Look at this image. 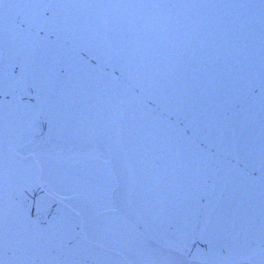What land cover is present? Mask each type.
<instances>
[{
	"label": "snow or ice",
	"instance_id": "1",
	"mask_svg": "<svg viewBox=\"0 0 264 264\" xmlns=\"http://www.w3.org/2000/svg\"><path fill=\"white\" fill-rule=\"evenodd\" d=\"M58 9L65 10L59 48L68 55L52 64L30 61L33 79L24 81L20 98L32 96L38 80L65 134L102 137L110 167L81 179L59 166L51 128L43 131L39 91L37 103L25 105L27 121L13 118V102L0 104L8 109L0 120V264H25L17 253L40 243L38 235L94 251L95 264H122L110 256L113 242L142 247L143 264H191L182 257L198 239L208 246L205 264H264V0H0V95L15 98L18 44L30 54ZM117 65L140 74L137 99L150 119L130 108L126 125L93 126L81 98L103 86L92 74L115 78ZM245 90L259 93L258 119ZM26 135L39 142L25 143ZM257 139L258 177L247 167ZM29 156L34 163L24 164ZM137 174L145 181L127 179ZM101 197L114 213L123 199L124 231L86 229L102 216Z\"/></svg>",
	"mask_w": 264,
	"mask_h": 264
},
{
	"label": "water",
	"instance_id": "2",
	"mask_svg": "<svg viewBox=\"0 0 264 264\" xmlns=\"http://www.w3.org/2000/svg\"><path fill=\"white\" fill-rule=\"evenodd\" d=\"M44 2L50 3H60V4H75V3H160L167 2V0H44ZM175 2H192V0H175ZM75 11V10H72ZM65 15V10L58 9L56 17L49 22L48 29L42 33V39L39 41L37 46L29 54L27 50H22L23 45L18 44V50L14 56V71L11 73L10 82L15 86L16 93L15 98L12 94L7 95V97L0 95V104H7L8 101L13 102L14 117H19L22 121H27L29 118L28 110L25 105L36 104L37 101L33 98L39 91L41 96V107L44 112L43 119V131L48 133L50 128L53 135V140L60 142L63 146L64 151L69 152L72 149H77L80 151L91 152L98 151L105 159L109 161V156L107 154V146L102 137L94 136L91 134H81V135H71L65 134L63 121L60 120L54 112H50L47 103L44 101L46 95L44 85L39 84V89L37 87L32 88V96L24 95L21 99L20 88L22 87L24 81H31L33 79V64L30 61L40 62L41 60H46L49 64L57 61H63L68 53L62 51L59 48V44L62 43L65 33L60 32L58 25ZM155 39V37H154ZM75 47L80 49H87L89 45L85 41H77ZM95 52L96 49L93 48ZM149 55L152 52L149 51ZM104 59L112 64L108 57ZM80 69L87 72V66L80 64ZM109 71H113L109 68ZM254 77L256 78V87L258 88V75H259V62L257 57L256 67L252 70ZM96 78H99L103 82L101 89H93L88 91L82 96L81 107L84 110L83 115L91 122L93 126L99 124L112 125L113 127L126 125L129 122V109L135 110L136 114L142 115L145 120H149L150 116L145 111L144 105L141 104L137 99V93L141 88L140 84V74L135 70H125L121 71L120 66L117 65L115 70V78L105 79L100 74H92ZM145 92H150L149 89L145 88ZM245 94L252 99V103L255 106L258 119L259 111V93L250 92L245 90ZM237 103L235 97H233V104ZM8 109L6 107L0 106V120H3L7 116ZM39 139L38 137L32 135H26L24 137V142L28 143L30 140L35 141ZM256 154L252 159L247 162L248 170L254 171L255 175L259 176V155H258V139L256 141ZM35 157L29 156L24 164L31 165L34 163ZM241 168H245V164H241ZM135 179L138 182H144L145 176L143 174H137L135 177H127L128 180ZM244 179V177H242ZM114 207L118 210V213H123L125 209V204L123 199L114 202ZM21 230H28L35 232V228L31 226H22ZM38 239L40 243L33 245L27 250H21L17 253V258L25 261V264H95L97 255L94 251H84L81 248L76 247L73 243L64 240L62 243L57 241L45 242L47 236H39ZM179 243L178 241L174 244ZM207 243L204 240L198 239L195 244L189 246L190 255L186 257L187 259L198 262L205 263V257L201 253L207 251ZM110 256L112 259L121 261L122 264H131L123 255L116 251H111ZM7 258V257H5Z\"/></svg>",
	"mask_w": 264,
	"mask_h": 264
},
{
	"label": "rangeland",
	"instance_id": "3",
	"mask_svg": "<svg viewBox=\"0 0 264 264\" xmlns=\"http://www.w3.org/2000/svg\"><path fill=\"white\" fill-rule=\"evenodd\" d=\"M36 143L39 140L35 141ZM54 145V151L59 157V166L66 169L71 176H76L81 179H86L88 177V173L97 172L103 173L105 172L110 166L106 162L104 158H102L99 154L95 152H83L77 149H72L69 152L63 150L61 144L57 142H52ZM34 146V145H33ZM25 155H28V152H25ZM36 158V157H35ZM57 165L53 163L50 165V168H55ZM72 206H75L78 202L75 200H70L66 202ZM104 198H100V209L99 211L102 213L100 220L92 221L86 225V229L90 233H95L100 229H113L124 231L125 225L122 223L120 219V213L112 212L107 210L104 206ZM112 250L120 253L123 255L131 264H143L145 259V252L144 249L140 246H134L133 248L122 247L119 243L113 242L112 243ZM183 259H187L186 257H182ZM191 261V260H190ZM191 264H204V263H197L191 261Z\"/></svg>",
	"mask_w": 264,
	"mask_h": 264
}]
</instances>
